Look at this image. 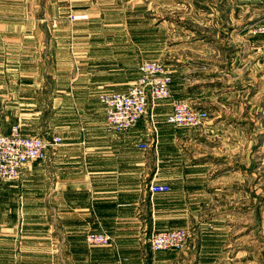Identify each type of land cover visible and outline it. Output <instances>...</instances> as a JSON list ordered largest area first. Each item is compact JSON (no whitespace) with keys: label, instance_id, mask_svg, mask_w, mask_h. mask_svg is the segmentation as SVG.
Here are the masks:
<instances>
[{"label":"crops","instance_id":"crops-1","mask_svg":"<svg viewBox=\"0 0 264 264\" xmlns=\"http://www.w3.org/2000/svg\"><path fill=\"white\" fill-rule=\"evenodd\" d=\"M33 6L0 0V123L5 135L20 122L26 136L63 142L18 181L0 180V264H264V34L256 32L264 0H224L215 19L202 21L216 28L215 65L193 53L163 63L173 97L210 113L200 133L171 131L168 103L155 108L158 133H145L142 121L107 133L97 96L72 108L57 95L59 132L34 127L42 117L17 112L45 106L49 89L46 69L33 66V44L48 41L49 20L45 8L37 19ZM135 81L106 80L100 89ZM83 118L95 133H78ZM145 143L148 151L139 148ZM151 183L170 192L152 194ZM169 229L190 231L188 249L153 252L152 236ZM88 233L112 244L91 247Z\"/></svg>","mask_w":264,"mask_h":264},{"label":"rangeland","instance_id":"rangeland-1","mask_svg":"<svg viewBox=\"0 0 264 264\" xmlns=\"http://www.w3.org/2000/svg\"><path fill=\"white\" fill-rule=\"evenodd\" d=\"M27 1L33 3L34 14L38 11L37 19L42 9L47 12L49 23L44 33L49 39L33 44L34 51L41 53H35L33 66L46 69L48 75L43 76L49 81V89L45 91V106H19L17 112L32 109L33 117H42L43 121L33 123L34 127L41 126L44 133L59 132L56 106L52 104L57 95L70 99L67 107L74 108L79 99L99 98L101 93L115 90H101V82L132 83L143 63L168 64L186 53L197 56L199 64H216V28L201 23L215 19L217 7L224 0H44V6L37 0ZM75 15L87 18L74 21ZM155 108L151 107L142 121L145 133L159 132L161 123L156 121ZM81 122L78 133H95L88 132L93 127L87 126L84 118ZM203 127L172 126L171 131L200 133ZM105 129L114 133L106 125Z\"/></svg>","mask_w":264,"mask_h":264},{"label":"built area","instance_id":"built-area-1","mask_svg":"<svg viewBox=\"0 0 264 264\" xmlns=\"http://www.w3.org/2000/svg\"><path fill=\"white\" fill-rule=\"evenodd\" d=\"M74 21L86 19L75 15ZM264 34V26L256 30ZM173 73L160 62H145L139 67V77L133 85L122 91L103 92L99 101L106 113V127L114 133H124L136 128L148 115L149 109L161 104H170L171 112L165 123L176 128H199L205 126L210 113L193 107L188 102L176 100L172 93ZM63 139L52 140L30 137L23 134L20 125H13L10 134L5 135L0 123V180L16 182L20 179L24 167L34 161H43L50 147L61 145ZM148 143L139 148L148 151ZM152 194L170 192L167 185L151 183ZM191 233L187 229H169L155 233L150 241L153 252H184L190 244ZM86 242L91 247H108L112 239L107 234L88 233Z\"/></svg>","mask_w":264,"mask_h":264}]
</instances>
